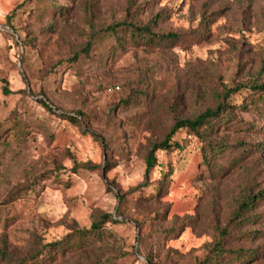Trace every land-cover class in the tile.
<instances>
[{"label": "rangeland", "instance_id": "1", "mask_svg": "<svg viewBox=\"0 0 264 264\" xmlns=\"http://www.w3.org/2000/svg\"><path fill=\"white\" fill-rule=\"evenodd\" d=\"M123 21L179 38L115 50L107 28ZM253 82L264 0H0V264L43 260L105 213L103 237L45 263L264 264V106L250 90L229 97L227 122L179 129L145 177L177 120Z\"/></svg>", "mask_w": 264, "mask_h": 264}, {"label": "trees", "instance_id": "2", "mask_svg": "<svg viewBox=\"0 0 264 264\" xmlns=\"http://www.w3.org/2000/svg\"><path fill=\"white\" fill-rule=\"evenodd\" d=\"M7 19L9 22L12 20V15H8ZM155 21V19H153ZM152 21V22H153ZM152 22L150 21L146 25H138L133 22L123 21L114 25H110L107 28V32L113 36L115 40V50H126L130 45H140L145 44L152 47L163 45L165 40L172 39L175 40L179 38V35L176 33L170 34H160L154 32ZM97 39L95 37H91L87 44L76 53L74 59H78L81 54H89L93 46L95 45ZM168 43V42H167ZM5 92L10 93L8 87H5ZM248 89L250 90L251 98L254 99L255 102H259L264 106V82H253L250 84H238L234 87H229L225 85L224 93L222 94L223 102L218 104L216 108H208L198 116L194 118H186L177 120L176 124L170 129V131L166 134L165 138L159 142H154L145 158L146 161V173L145 177L149 178L150 173L154 169V167L158 164L157 151L158 150H174L180 148L181 145L179 142L173 140V136L176 132L184 127L190 129V131L198 132L200 128L205 127L206 129L215 128V122L218 125H221L223 121L227 122L225 111L229 105L228 99L229 97L240 90ZM43 105L47 107L49 110H53L50 104L46 100H41ZM247 107V104H245ZM69 119L73 122H79L78 117L68 116ZM217 120V121H216ZM96 135V133H94ZM2 132L0 130V145L2 144ZM212 151H215L212 149ZM208 162H212L207 159ZM250 200V196L246 198L242 206L245 208L248 206ZM110 219V215L105 213L99 219L95 220L90 228H78L75 232L69 234L65 239L56 241L54 243L49 244L48 250L44 251L42 254L43 260L39 258V255L33 257L32 264H46L45 261H48V257H54V254L62 250H77L84 246H86L93 237H103L106 234V231L103 228L105 221ZM218 254L223 252L221 245L217 244ZM41 255V254H40ZM213 259V258H212ZM25 264H30L26 262ZM203 264V263H198Z\"/></svg>", "mask_w": 264, "mask_h": 264}]
</instances>
